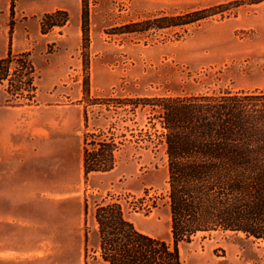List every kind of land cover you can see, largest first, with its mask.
Wrapping results in <instances>:
<instances>
[{
	"label": "rangeland",
	"instance_id": "rangeland-1",
	"mask_svg": "<svg viewBox=\"0 0 264 264\" xmlns=\"http://www.w3.org/2000/svg\"><path fill=\"white\" fill-rule=\"evenodd\" d=\"M57 10L68 13L66 24L44 33V15ZM194 11H203L202 18L167 28L146 25ZM9 52L29 54L33 72H23L33 76L35 97L14 96L15 67L22 68L14 62V82H4L6 91L0 87V104L9 96L12 104L57 105L70 110L71 121L80 117L81 125H71L65 137L68 145L49 146L46 156L38 154L46 164L36 166L48 194L70 189V264L78 258V264H104L99 245L100 260L93 254L97 203L120 202L137 229L172 242L166 128L151 103L134 108L129 100L264 90V0H0V57ZM94 139L115 140L116 163L86 176L84 147L92 149ZM54 237L62 241V231ZM58 247L48 245L55 264L69 256ZM179 250L181 264L264 263V241L242 232H200Z\"/></svg>",
	"mask_w": 264,
	"mask_h": 264
},
{
	"label": "trees",
	"instance_id": "trees-1",
	"mask_svg": "<svg viewBox=\"0 0 264 264\" xmlns=\"http://www.w3.org/2000/svg\"><path fill=\"white\" fill-rule=\"evenodd\" d=\"M202 12L163 16L146 25L187 24L202 18ZM67 20L64 10L46 13L42 31L63 26ZM23 54L9 52L0 58V86L12 83L11 64L16 62L22 68L14 66L15 75H20L14 96L35 97L33 76L25 78L23 72L27 69L31 74L33 67L29 54ZM129 101L134 108L151 103L166 128L172 242L137 229L120 202L97 203L94 218L102 260L108 264H181L179 244L200 232H242L264 241V90L185 92ZM91 144L92 149L87 143L84 147L86 176L114 169L115 140L94 139Z\"/></svg>",
	"mask_w": 264,
	"mask_h": 264
},
{
	"label": "crops",
	"instance_id": "crops-1",
	"mask_svg": "<svg viewBox=\"0 0 264 264\" xmlns=\"http://www.w3.org/2000/svg\"><path fill=\"white\" fill-rule=\"evenodd\" d=\"M9 98L3 97L0 104V264H55L56 252L48 249L55 243L69 255L57 264H70V189L49 195L36 165L46 164L38 154L46 156L49 146L63 150L68 145L65 137L71 125H81L80 117L71 121L70 110L60 106L12 104ZM76 214L83 215L82 209ZM55 231H62V241L56 240ZM40 232L43 238L38 241ZM98 245L97 240L93 254L100 260Z\"/></svg>",
	"mask_w": 264,
	"mask_h": 264
}]
</instances>
